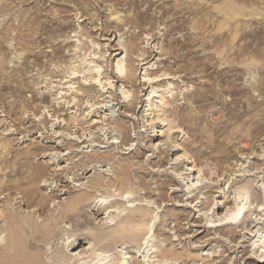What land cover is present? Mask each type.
Instances as JSON below:
<instances>
[{
    "label": "rangeland",
    "instance_id": "rangeland-1",
    "mask_svg": "<svg viewBox=\"0 0 264 264\" xmlns=\"http://www.w3.org/2000/svg\"><path fill=\"white\" fill-rule=\"evenodd\" d=\"M1 1L10 2V10L0 14V38L13 32L8 41L0 39L9 49L2 73H13L11 84L21 91L0 92V182L6 184L0 216L11 213L41 231L53 229L54 240L40 239L31 253L52 264L62 249L67 256L83 252L92 240L81 234L115 231L132 211L145 223L138 227L140 247L117 244L104 252L106 261L121 252L132 256L129 264H261L248 256L264 262V126L254 127L264 125V113L231 118L223 108L234 107L227 87L194 69L188 49L170 47V39L182 42L196 34L192 20L185 30L170 33L171 18H161V10L173 0H153L144 27L137 13L145 6L132 8L137 0H121L120 6L102 0ZM234 2L263 14L241 31L247 41L264 32V0ZM37 10L47 33L37 40L31 33L33 42L26 43V22ZM211 34L210 28L203 36ZM190 50L214 56L218 71L229 67L213 49ZM128 60L135 67L131 81L125 77ZM258 78L249 77L253 90L238 85L257 102ZM218 90L216 101L198 102L199 95ZM244 105L241 99L238 114ZM23 190L33 193L31 205ZM43 199L41 211L36 203ZM76 199L84 200L80 212L60 218L62 208ZM237 204L245 205L237 222L247 211L250 224L231 239L228 232L235 226L219 221ZM3 223L0 251L9 236ZM70 242L74 246L66 249ZM164 249L189 259H159Z\"/></svg>",
    "mask_w": 264,
    "mask_h": 264
},
{
    "label": "bare ground",
    "instance_id": "bare-ground-1",
    "mask_svg": "<svg viewBox=\"0 0 264 264\" xmlns=\"http://www.w3.org/2000/svg\"><path fill=\"white\" fill-rule=\"evenodd\" d=\"M102 1H112L117 6L121 5V0H102ZM25 2L26 1H24L23 3ZM6 3H8V1L2 2L0 0V14L1 13L3 14L7 10H8L7 12H9L10 8L8 9L9 6L7 5L10 4V2L8 4ZM154 5L155 2L153 0H137L132 5V8L134 10L139 9L140 6H145L144 10H139L137 13V18L139 21L138 23L142 25V27L145 26L146 19L149 16L148 12L150 11L151 7H153ZM207 5L209 6L206 7ZM249 7L250 4L248 8ZM248 8L245 6L237 7L234 0H173V4L171 6H169L168 8L164 7L161 10V18H164L166 16H168L169 19L171 18L170 33L171 32L176 33L185 30L188 24L190 23V21L192 20L191 21L192 25L190 26L191 27L190 29H192L194 32L196 31V34L194 36L187 34L186 38H184L182 42H180L178 39L172 38L170 39V43H169L170 47L171 48L179 47L180 49L183 50L188 49L187 52L189 51L188 53H191L189 54L191 56L189 62L192 65V67L193 66L200 67L201 68L200 72L205 74V77H207L209 81L212 80L213 83L216 82L217 84L221 85V87H223L224 85L227 87L226 91L231 96L235 97L234 100H232L234 102L233 103L234 107H232L230 104L223 105L224 110L227 113H229L231 118H238L239 115L243 116V114L245 113H253V112L264 113V109H260L264 105V78L261 77V74L262 73L264 74V47L262 46L263 45L262 43L264 42V32L260 31L257 35H255L253 39L249 41H247L248 34L247 35L243 34L245 33L244 30H246L248 27L247 22H249L252 19L261 20L260 18L263 17V14L257 13L253 10H250L251 8L249 9ZM39 12L40 11L37 10L34 13L33 17H31L30 20L26 22V26L24 29V31L27 33L24 36V38L26 39V43L33 42L32 40H30V38H32L30 36L31 33L37 36L36 40L40 38L42 35H45L47 33L45 29L47 26L46 24L43 23L44 21L43 22L40 21L39 17L41 15L38 14ZM21 13L23 14V12ZM82 14L81 17L85 15V12L82 11ZM118 19L119 18H117V21ZM109 26L110 23H107V27ZM116 26L120 27L121 25L117 24ZM19 27L20 26H17L16 31H18L19 35H21L22 37L23 32L19 31ZM59 28L62 30L65 29L66 26L60 24ZM210 28L213 34H211L206 39L204 38L203 35ZM241 31L244 32L242 33ZM11 33L13 32H5L4 34H2L3 36L0 38L2 42H5V40L8 41V37L10 36ZM39 43H42V40H40ZM196 46L201 47L204 50L208 49V51L210 49L212 51L213 49V53L218 56L220 61H223V63L228 65L229 67L226 69L225 72L216 70L215 67L216 60L214 56L210 54L198 55L196 52H190L191 51L190 49ZM131 49L132 46H130L129 50ZM8 55H9V49L6 48L3 44H0V92L1 91L7 93L9 92L10 94L19 93L21 90L19 91L18 89H14L11 84L12 81L10 79L11 78L10 75H12L13 73L12 74L7 73L5 75L2 73L7 66V65L5 66V63L6 60L7 61L9 60ZM33 57H35V60L37 61L41 58V55L36 54ZM134 72H135V67L133 65V62L131 60H128V74L125 75L126 79L131 81L132 77L134 76ZM254 75L259 76L258 80H256L255 82V85L257 87V92L259 94L258 95H255L257 93L254 94L257 98L261 97V100H259V102L255 101L253 96L250 95V94L253 95V93L249 92L248 88L244 87L246 85L249 87L250 90H253V88H255L253 84L250 85L248 82L249 77L253 78ZM241 82L243 83L244 86L238 88V85ZM219 93H221L220 90L216 92H207L203 96L199 95L200 97L198 98V102L204 101L208 103L211 100L216 101L219 97L218 95ZM260 95H263V98ZM241 99L245 100V105L243 111L240 114H238L239 113L238 111L240 109V108L238 109V104L240 103ZM135 100L137 101L138 97H136ZM133 104L134 103L132 102H128L127 107L132 109ZM263 126L264 125L257 124L254 127L255 130H258ZM120 128L122 129V127ZM120 174L123 175L124 177L127 176L123 174V171ZM33 176H34L33 177V181H34L37 179V176L36 175ZM117 177H119V175ZM117 181L122 184L123 180L118 178ZM117 181L115 182L118 184ZM95 186L96 187L100 186L99 180L97 181V183H95ZM4 187H6V184L0 182V191ZM23 192H24L23 194L21 193L23 195L22 197L25 199L26 203L30 201V205H31L32 201L34 200L33 193L26 190L25 191L23 190ZM121 201H123V196ZM83 202H84L83 199L74 200L69 205L63 207L58 216L60 218L61 217L68 218L70 215H76L78 212H80L81 205H83L82 204ZM127 202L130 203L131 201H127ZM36 204L41 211H43L44 208L46 207L44 199L38 200ZM105 206H106L105 209L110 208L107 206V204ZM244 206L240 207L237 204L235 209H232L228 212L226 218H223L222 220L219 221L221 223L226 222L223 225H229L230 227L235 226V229H231L228 232V235L230 236L231 239L238 236L239 233L241 232V230L237 231L236 229H240L242 227L245 228V226L247 228V226L250 224V221L245 220L246 213H248L247 211H244L240 220L237 222L238 216L244 210ZM248 214H250V212ZM141 216L138 213L130 211L129 214L125 215L124 218L121 219L123 221L119 223V227L117 226L118 229L115 231L112 230V232H103V233L102 232L92 233L87 231L86 233L81 234V236L83 235L84 237L91 239L92 245H90V247H87L83 252H79L78 254L68 255V256L64 252L65 250L62 249L60 251L59 259L55 260L52 264H61L60 263L61 261H66V262L71 261L73 262V264H129V261L133 259L132 256L130 257L126 256L125 258L124 255L120 254L121 252H117V253H112L114 257L112 258L111 261H106L108 256L105 257L104 252L107 253L113 251L117 244H122V245L130 244L133 246L140 247V234L138 233L139 230L138 227L142 225L141 223L143 222ZM110 217L108 216V219H110L109 220L110 224L112 222L114 223L113 217L112 218ZM0 220L4 222L3 224H5L6 231L8 232L9 235L6 245L0 251L1 252L0 264H44L43 260L40 257H38L37 254L31 253V251L37 248L36 243L40 239L42 241L43 240L53 241L55 237L53 229L51 230L49 226H46L45 228L43 227L42 228L43 231H41L37 228L36 225H33L34 223L32 224L30 220L21 219L19 221L18 218L13 216L11 213L1 215ZM116 224L108 226L107 228L115 226ZM143 224L145 223L143 222ZM214 227H219V226L217 225ZM209 228L212 227L209 226ZM253 228H255V226ZM246 235L253 238L255 237L252 236V234H246ZM73 246L74 243L70 242V244L66 247V249H69L70 247ZM224 248L226 249V246H224ZM98 252H101L100 255H102L105 258L99 259L100 255H98ZM158 257L159 259L162 260L178 259L185 261L186 259H189L188 255H178L173 250L170 249H164L162 252H160V255H158ZM246 259L255 260L261 264L264 263L263 261H261V259H257L256 256H248Z\"/></svg>",
    "mask_w": 264,
    "mask_h": 264
}]
</instances>
